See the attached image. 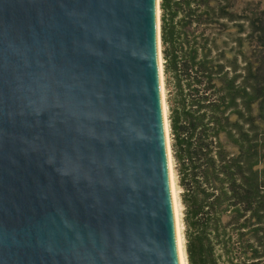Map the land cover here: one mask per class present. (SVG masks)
<instances>
[{"label": "water", "instance_id": "1", "mask_svg": "<svg viewBox=\"0 0 264 264\" xmlns=\"http://www.w3.org/2000/svg\"><path fill=\"white\" fill-rule=\"evenodd\" d=\"M159 0H0V264H183Z\"/></svg>", "mask_w": 264, "mask_h": 264}, {"label": "trees", "instance_id": "2", "mask_svg": "<svg viewBox=\"0 0 264 264\" xmlns=\"http://www.w3.org/2000/svg\"><path fill=\"white\" fill-rule=\"evenodd\" d=\"M188 264H264V10L161 0Z\"/></svg>", "mask_w": 264, "mask_h": 264}, {"label": "rangeland", "instance_id": "3", "mask_svg": "<svg viewBox=\"0 0 264 264\" xmlns=\"http://www.w3.org/2000/svg\"><path fill=\"white\" fill-rule=\"evenodd\" d=\"M237 8H241L245 2L246 5H248L250 11L254 13H258L262 10H264V0H235ZM160 2L159 0V25L161 28V8H160ZM162 44L160 41V57L162 60V83H163V99H164V106L166 109V118L167 122L169 125V156H170V161H171V172H172V180H173V191L175 193V205L177 207V213H178V223H179V233H180V240H181V245L182 249L184 251L185 257V238H184V224H183V206L181 204L180 200V193H181V188L178 186V176L176 172V165L174 162L173 154H172V137L170 133V124H169V114H170V104H171V99L173 98V88L171 85L168 83V79L165 75L164 69H165V59L163 57V52H162Z\"/></svg>", "mask_w": 264, "mask_h": 264}, {"label": "bare ground", "instance_id": "4", "mask_svg": "<svg viewBox=\"0 0 264 264\" xmlns=\"http://www.w3.org/2000/svg\"><path fill=\"white\" fill-rule=\"evenodd\" d=\"M160 26V25H159ZM159 63H160V71H161V85H162V99H163V83H162V60L161 57L159 55ZM163 110H164V115H165V122H166V131H167V144H168V149H169V137H168V133H169V125L167 122V118H166V109L164 106V99H163ZM169 161H170V156H169ZM170 172H171V161H170ZM172 172H171V180H172ZM172 189H173V180H172ZM173 197H174V205L175 203V193L173 191ZM175 213H176V220H177V228H178V235H179V242H180V249H181V256H182V263L183 264H188L187 263V258L185 257L184 251L182 249V245H181V240H180V233H179V223H178V213H177V207L175 205Z\"/></svg>", "mask_w": 264, "mask_h": 264}]
</instances>
